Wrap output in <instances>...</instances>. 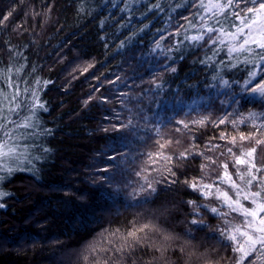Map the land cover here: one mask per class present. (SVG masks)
Wrapping results in <instances>:
<instances>
[{
  "label": "trees",
  "instance_id": "1",
  "mask_svg": "<svg viewBox=\"0 0 264 264\" xmlns=\"http://www.w3.org/2000/svg\"><path fill=\"white\" fill-rule=\"evenodd\" d=\"M198 5L0 0V104L10 106L5 97L17 91L28 104L37 92L47 109L37 112L40 128L51 130L27 141L42 146L31 149L44 156L34 162L38 175L0 173V192L7 194L0 197V264H235L239 253L221 232L244 217L230 212L214 189L205 198L189 185L215 182L234 195L219 183V164L227 161L236 172L226 153L232 145L219 137L255 131L251 121L235 127L232 121L264 114V99L241 89L249 71L264 72L230 60L207 35L198 43L185 39L203 31ZM212 144L220 148L206 151ZM185 149L200 154L178 161ZM257 152L264 163V145ZM158 153L172 162L151 163L149 155ZM206 158L216 163L202 170ZM197 214L203 223L194 225ZM165 235L174 239L164 241Z\"/></svg>",
  "mask_w": 264,
  "mask_h": 264
},
{
  "label": "snow or ice",
  "instance_id": "2",
  "mask_svg": "<svg viewBox=\"0 0 264 264\" xmlns=\"http://www.w3.org/2000/svg\"><path fill=\"white\" fill-rule=\"evenodd\" d=\"M200 8L204 9V14L201 16L203 31L201 34L185 37L190 42L198 43L204 40L205 35L212 44L223 45L227 49L229 59H236L238 62L255 65L264 72V0H199ZM154 7H157L154 5ZM8 17H4L6 20ZM187 19V18H186ZM211 21V23L209 22ZM2 23V21H0ZM215 34L213 36L212 34ZM157 47H160L157 43ZM220 49H215L214 54H218ZM243 54L244 59L240 60V55ZM209 60L212 57H208ZM235 67V64L231 65ZM171 71H175L172 68ZM217 77H214L216 79ZM221 83L225 87H230V83L220 77ZM47 83V82H45ZM157 87H160L157 85ZM242 92L251 94L252 99L257 97L264 99V75L258 74L257 71H249L248 78L241 86ZM19 91L14 94L12 99L5 97L4 104H0V173L11 175L15 171H30L34 175H38L39 169L36 167V161L44 159L42 154H37L31 149L42 147L38 144L27 143L33 137L49 134L51 130L40 128V119L37 115L38 110L47 111L43 102H40L38 93H31V102L23 104L18 98ZM234 103H239V99H233ZM22 111H27V115H22ZM17 118L13 119L12 115ZM264 114L249 112L239 121H232L235 127L245 121H251L254 132L248 134H240L237 139L232 136L231 139L227 135L221 134L219 139L225 140L232 145L226 149V153L231 157L232 167L236 168L235 173L229 172V164L227 161L219 164V167L224 169L222 177L219 178V183H227L232 189L234 195H230L227 191H222L220 187L213 183H203L193 181L190 187L194 190L201 191L205 198L215 193H218L217 198L222 199L223 204L232 213H237L244 217V220L238 225H232L221 232V235L232 242L233 252L239 253L235 259V264H264V163L257 162V149L264 145V120L261 116ZM227 117L221 119L219 123L223 124ZM259 121V123H258ZM131 123V122H129ZM188 127L183 121H177ZM198 125H203L205 120L195 121ZM36 129H40L39 132ZM23 130V131H21ZM119 130V129H117ZM167 143H171L170 141ZM240 145L239 153L233 149ZM245 144L249 146L245 147ZM161 148L165 144L160 145ZM220 148V145H206V151H212ZM50 149L42 148L43 153L49 152ZM193 154L190 149H185L176 158L178 161H184ZM224 155V153H221ZM165 159L171 163V156H163V153H158L153 156L149 155L151 163L158 162L159 159ZM109 159H114L109 156ZM11 162V163H10ZM216 163L211 158H206V163L201 165L202 170L206 169L210 164ZM25 165L28 167L25 168ZM101 171H108L107 168ZM167 171L170 175L175 176L171 168ZM5 179L4 175H0V181ZM175 180L170 183H175ZM151 191H155L151 184L148 185ZM256 189H259L258 191ZM7 195L0 192V197ZM244 201L250 202L254 207H246ZM193 203L192 201L189 202ZM4 204L0 203V208ZM212 213L225 215L228 213L219 212L215 207L211 208ZM192 224L203 223L202 218L192 219ZM147 227V226H145ZM139 231H143L139 229ZM129 237L136 238L135 232H130ZM174 237L165 235L164 241L173 240ZM127 241V237L125 238ZM130 246V245H126ZM122 247L120 251H123ZM161 254L166 251V247L159 249ZM106 264V262H105Z\"/></svg>",
  "mask_w": 264,
  "mask_h": 264
},
{
  "label": "rangeland",
  "instance_id": "3",
  "mask_svg": "<svg viewBox=\"0 0 264 264\" xmlns=\"http://www.w3.org/2000/svg\"><path fill=\"white\" fill-rule=\"evenodd\" d=\"M11 163V162H10Z\"/></svg>",
  "mask_w": 264,
  "mask_h": 264
}]
</instances>
